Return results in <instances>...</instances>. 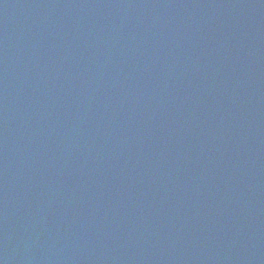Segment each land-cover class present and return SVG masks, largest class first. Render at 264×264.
Masks as SVG:
<instances>
[{"label": "water", "instance_id": "1", "mask_svg": "<svg viewBox=\"0 0 264 264\" xmlns=\"http://www.w3.org/2000/svg\"><path fill=\"white\" fill-rule=\"evenodd\" d=\"M80 2L93 7L95 18L107 10L123 38L138 35L139 27L148 39L158 35L155 30L163 5L159 0H145L147 5L128 0L126 11L139 14L136 22L118 18L121 10L105 0ZM200 3L186 0L183 11L178 10L184 23L195 19L201 26L208 24L213 42L200 54L203 64L197 76L204 84L181 91L190 100L203 101L189 106V110L197 109L195 123L180 127L176 135L168 132L169 122L139 130L138 117L131 116L125 117L124 125H111L98 136L100 127L77 128L73 121L66 122L65 127L75 126L76 139L59 136L56 141L68 158L67 166L64 155L58 164L64 173L75 174L65 176V202L53 221L27 225L35 215L22 205L26 196L32 194L29 206L35 210L48 202L35 200L44 192V173L30 175L36 189L17 194L18 206L7 218L19 227L14 230L15 224L10 229L14 232L4 235L10 236L0 243V264H264V0ZM199 7L203 11H195ZM175 15L177 11L172 10L169 17ZM7 16L0 13L1 21ZM100 30L103 25L97 24L90 31L99 36ZM132 48L135 51L138 45ZM180 64L173 69L179 76ZM105 66L94 65L100 67L98 74L107 71ZM160 69L155 74L160 75ZM160 78L152 87L154 99L178 92L176 84L170 89L171 82ZM71 81H65L62 89ZM131 110L136 112L137 107ZM164 115L169 120L172 111L167 109ZM84 134L102 148L92 153V159L86 158L87 169L80 170L83 160L77 158L76 143L84 142ZM108 134L112 139L106 138ZM148 136L154 137L159 149L144 155L142 139ZM111 144L117 148L111 150ZM154 177L160 181L155 183ZM27 185L22 182L23 189ZM95 204L101 207L98 221L87 213ZM142 213L158 223H145ZM26 226H31L30 233L24 231ZM97 245L103 259L95 257Z\"/></svg>", "mask_w": 264, "mask_h": 264}]
</instances>
